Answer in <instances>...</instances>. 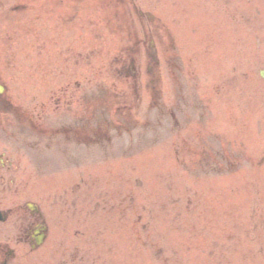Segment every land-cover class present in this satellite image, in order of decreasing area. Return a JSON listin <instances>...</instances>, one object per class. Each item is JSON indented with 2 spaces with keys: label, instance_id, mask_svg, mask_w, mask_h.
I'll use <instances>...</instances> for the list:
<instances>
[{
  "label": "rangeland",
  "instance_id": "1",
  "mask_svg": "<svg viewBox=\"0 0 264 264\" xmlns=\"http://www.w3.org/2000/svg\"><path fill=\"white\" fill-rule=\"evenodd\" d=\"M28 2L0 0V71L14 102L49 127L42 160L24 151L15 170L16 206L41 207L49 237L36 251L16 243L13 264H264V0H139L147 15L108 17L111 35L93 6L59 31L38 21L42 0ZM89 12L93 34L80 18ZM128 30L149 51L154 42L152 76L145 57L127 75L107 68ZM65 47L88 57L59 62ZM108 87L124 93L119 104ZM83 94L101 143L67 162L66 134L51 126L70 104L80 114Z\"/></svg>",
  "mask_w": 264,
  "mask_h": 264
},
{
  "label": "flooded vegetation",
  "instance_id": "2",
  "mask_svg": "<svg viewBox=\"0 0 264 264\" xmlns=\"http://www.w3.org/2000/svg\"><path fill=\"white\" fill-rule=\"evenodd\" d=\"M125 2L133 5L137 11L136 0H125ZM138 11L141 13L140 10ZM4 76L0 71V82ZM6 91L5 89V92L0 93V111H3V115H0V134L3 139L8 138V142H0V264H13L16 242L35 244L40 235H46V229H43V214L37 208L30 209L25 207V204L19 206L15 204V193L19 191L21 185L16 183L14 139H24L25 141L22 142L23 145L26 143L24 147H29L33 151L32 154L41 156L45 149L47 128L41 124L42 115L40 114L36 119L29 110L23 112L20 125L15 127L13 124L15 106ZM70 112L72 113L73 109H70ZM66 122L61 129L70 134L75 133L78 126L75 119L71 118V121ZM32 135L36 137L31 139Z\"/></svg>",
  "mask_w": 264,
  "mask_h": 264
}]
</instances>
